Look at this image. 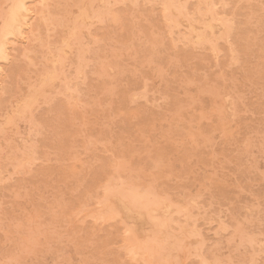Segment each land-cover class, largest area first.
<instances>
[{"label": "rangeland", "instance_id": "374dc122", "mask_svg": "<svg viewBox=\"0 0 264 264\" xmlns=\"http://www.w3.org/2000/svg\"><path fill=\"white\" fill-rule=\"evenodd\" d=\"M25 1L0 264H264V0Z\"/></svg>", "mask_w": 264, "mask_h": 264}, {"label": "bare ground", "instance_id": "6f19581e", "mask_svg": "<svg viewBox=\"0 0 264 264\" xmlns=\"http://www.w3.org/2000/svg\"><path fill=\"white\" fill-rule=\"evenodd\" d=\"M14 1H15V0H13V2H14ZM19 1H20V0H19ZM19 1L16 0V2L18 3L17 5L21 6L22 4H25V3H23L24 0H23L22 2L20 1V3H19ZM26 1H28V0H26ZM26 1H25V2H26ZM34 1H35V0H34ZM38 1H39V0H38ZM11 2H12V0H11ZM13 2H12V4H11L12 6H13ZM29 2H30V0H29ZM31 3H32V2H31ZM25 5H26V4H25ZM30 5H31V4L28 5V3H27V6H28V7H29ZM14 6H15V4H14ZM19 6H18V7H19ZM23 6H24V5H23ZM23 6H22V7H23ZM27 6H26V7H27ZM31 6H32V5H31ZM15 7H17V6H15ZM15 7H14V8H15ZM28 7H27V8H28ZM10 8H11V7H10ZM12 9H13V8H12ZM12 9H11V10H12ZM24 9H25V8H24ZM29 9L32 10V7L29 8ZM15 10H17V9H15ZM25 11H26V10H25ZM27 11H28V9H27ZM7 12H9V10H8ZM7 12H6V14H7ZM10 12H11V11H10ZM27 13H28V12H26V15H27ZM29 14H30V13H29ZM4 15H5V14H4ZM9 15H10V14H9ZM5 16H6V15H5ZM29 17H30V16H29ZM5 18L7 19V17H5ZM8 19H9L8 21H10V18H8ZM26 19L28 20V17H26ZM26 19H25V20H26ZM3 20H4V19H3ZM23 20H24V18H23ZM25 20H24V22H26ZM4 21H5V20H4ZM3 23H4V22H3ZM7 23H8V22H7ZM9 23L12 24L11 22H9ZM17 23H18V22H17ZM26 23H27V22H26ZM28 23H29V22H28ZM3 25H4V24H3ZM3 25H2V26H3ZM24 25H25V24H24ZM15 26H16V23H15ZM18 26H19V25H18ZM5 27H6V26H5ZM21 27H22V26H21ZM21 27H20V28H21ZM24 27H25V26H24ZM1 28H4V26L1 27ZM15 28H16V30H14ZM15 28H14L13 30L16 32V31L18 30V28H17V27H15ZM20 28H19V30H21ZM4 29H5V28H4ZM7 29H8V28H7ZM22 29H23V28H22ZM11 30H12V29H11ZM19 30H18L17 32H20ZM1 31H2V30H0V32H1ZM9 33H10V32H9ZM22 33H23V32H22ZM10 34H12V33H10ZM2 35H3V34H2ZM8 35H9V34H8ZM12 35H13V34H12ZM17 35H19V34H17ZM5 36H6L7 38L9 37V36H7V35L4 34V37L1 38V33H0V38H1V39H0V42L3 43V44H4V42H6L5 40H7V38L5 39ZM10 37H12V36L10 35ZM3 38H4L5 40H4ZM9 39H10V38H9ZM1 40H3V42H2ZM0 46H1V44H0ZM4 46H6V45H4ZM1 47H3V45H2ZM6 47H7V46H6ZM6 47H3V48H6ZM5 51H6V49H5ZM2 52H3V49H2ZM6 52H7V51H6ZM6 52H4L3 54H7ZM1 55H2V54L0 53V57H1ZM3 56H4V55H3ZM3 56H2V57H3ZM6 56H7V55H5L4 57H6ZM2 57H1V58H2ZM6 58H7V57H6ZM112 170H113V169H112ZM131 198H132V197H131ZM132 199L135 200V199H137V198L135 197V198H132ZM138 200H139V199H138ZM138 200H137V201L135 200L134 202H136V204H137V202H138V203L140 202V200H139V201H138ZM128 202H129V201H128ZM131 202H133V201H130L129 203H131ZM132 204H133V203H132ZM139 206H140V203H139ZM143 206H144V204H143L142 207L139 208V209H142V208L144 209V207H146V206H144V207H143ZM135 208H136V207H134V209H135ZM158 208H159V207H158ZM158 208H156V209H158ZM143 209H142V210H143ZM146 209H147V207H146ZM146 209H145V210H146ZM135 210H136V209H135ZM139 211H141V210H139ZM144 212H145V211H144ZM148 216H149V215H148ZM151 218H152V217H151ZM153 219H154V218H153ZM154 220H155V219H154ZM146 228H147V227H146Z\"/></svg>", "mask_w": 264, "mask_h": 264}]
</instances>
